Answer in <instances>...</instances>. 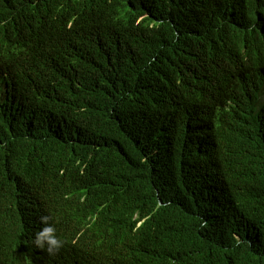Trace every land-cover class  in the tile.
<instances>
[{
    "label": "trees",
    "instance_id": "1",
    "mask_svg": "<svg viewBox=\"0 0 264 264\" xmlns=\"http://www.w3.org/2000/svg\"><path fill=\"white\" fill-rule=\"evenodd\" d=\"M36 200L50 264H264V0H0V264Z\"/></svg>",
    "mask_w": 264,
    "mask_h": 264
},
{
    "label": "clouds",
    "instance_id": "2",
    "mask_svg": "<svg viewBox=\"0 0 264 264\" xmlns=\"http://www.w3.org/2000/svg\"><path fill=\"white\" fill-rule=\"evenodd\" d=\"M18 228L15 241L23 264H50L65 247L75 251L77 239L57 224L51 203L36 200L28 204Z\"/></svg>",
    "mask_w": 264,
    "mask_h": 264
}]
</instances>
